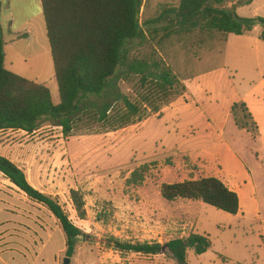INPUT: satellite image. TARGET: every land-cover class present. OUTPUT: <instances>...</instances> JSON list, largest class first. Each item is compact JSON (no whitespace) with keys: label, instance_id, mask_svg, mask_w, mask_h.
I'll use <instances>...</instances> for the list:
<instances>
[{"label":"rangeland","instance_id":"rangeland-1","mask_svg":"<svg viewBox=\"0 0 264 264\" xmlns=\"http://www.w3.org/2000/svg\"><path fill=\"white\" fill-rule=\"evenodd\" d=\"M179 2L145 0L140 24L146 39L128 45L131 59L159 57L173 70L182 88L176 89L168 101L161 102L155 97L151 98V102L147 101L148 90L142 87V76L124 70L115 87L102 98H90L85 103L84 112L75 119L68 138L61 128L49 125L33 135L24 131H0V155L18 165L36 189L58 198L70 220L86 235L77 246L71 264H85L90 261V256L92 262H100L98 257L109 252L112 238L122 242H158L162 245L187 238L191 234L189 227L185 223H175L178 222L176 219L182 220V214L186 212L206 222L207 225L200 230L206 232L204 236L212 242V247L203 255H197L193 248L189 249L187 264H256L260 257L262 240L257 233L252 234L249 224L241 218L226 215L201 203L189 206L181 199L168 202L161 194L163 184L184 182L186 174L181 166L185 161L195 166L189 154L183 151V143L190 140V134L196 131L192 123L196 107L191 104L183 111L168 108L186 94V79L223 62L222 41L207 39L204 43L200 31L187 33L182 30L178 33L177 26L168 18H160L164 11ZM229 4L230 0H227V6ZM256 9L246 8L238 15L249 17ZM146 22H152V25L146 26ZM150 29L160 31L155 41L148 37ZM38 47L33 45L32 49ZM7 48L9 52V45ZM48 58L52 63L48 69H39L30 62L22 77L46 84L53 102L59 104L60 93L52 55ZM125 98L139 109V113L121 124L119 115L129 112ZM105 105L111 106L109 120L101 121L98 116L90 115L103 110ZM172 159L174 165L171 166ZM146 164L151 165L146 181L139 187H127L126 181L131 173ZM72 189L81 190L84 194L86 220H80L74 210L70 199ZM0 193L12 203V209L29 211V242L37 239L32 223L38 222L37 217L39 220L44 217L46 232L51 235L53 232L50 229L55 230L54 245L47 244L46 255L60 247L62 251L56 262L63 264L67 258L64 249L66 237L61 228L58 232L59 223L52 214L31 201L1 173ZM174 223L177 225L170 234H159V227ZM179 225H183L182 228L178 229ZM146 227H157L153 230L157 233L143 232ZM119 256L121 259L114 264H179L167 249L160 256L120 251ZM109 261H112L111 258Z\"/></svg>","mask_w":264,"mask_h":264},{"label":"trees","instance_id":"trees-1","mask_svg":"<svg viewBox=\"0 0 264 264\" xmlns=\"http://www.w3.org/2000/svg\"><path fill=\"white\" fill-rule=\"evenodd\" d=\"M230 1L231 6H227V0H180L177 6L164 11L160 18H168L177 26L178 33L182 30L187 33L200 31L202 42L210 39L225 43L229 35L250 34L258 26L262 28L261 39L264 41V18H244L237 14V8L250 5L253 0ZM144 3L145 0H42L60 93L59 104L53 102L46 84L29 80L5 68V43L0 34V131H24L33 135L49 125L61 128L68 138L75 119L84 112L85 103L90 98H102L116 86L124 70L142 76V87L148 90L147 101L151 102L152 97L159 98L161 102L168 101L176 89L182 88L173 70L159 57L131 59L128 54L129 44L146 39L140 24ZM145 25H152V22ZM159 33L157 29H150L148 37L155 41ZM124 100L129 112L119 115L121 124L139 113L134 104L126 98ZM110 110L111 106L105 105L103 110L90 115L106 121L110 119ZM232 114L240 129L253 131L254 124L245 104L234 105ZM150 168L151 165L146 164L133 171L126 186H141ZM0 173L31 201L52 214L66 237V257L72 258L86 235L70 220L58 198L36 189L25 172L2 155ZM161 194L168 202L179 199L202 201L232 216L240 212L238 194L214 177L163 184ZM70 199L78 218L86 220L83 192L72 189ZM109 244L121 253L147 256H158L166 248L179 264H187L189 249L193 248L197 255H203L212 247L209 237L194 233L165 245L158 242H122L116 238L110 239Z\"/></svg>","mask_w":264,"mask_h":264},{"label":"crops","instance_id":"crops-1","mask_svg":"<svg viewBox=\"0 0 264 264\" xmlns=\"http://www.w3.org/2000/svg\"><path fill=\"white\" fill-rule=\"evenodd\" d=\"M254 7L257 9L252 16L242 17H264V0H253L250 5L237 8V14ZM261 33L262 28L258 26L250 34L229 35L223 44L222 64L186 79V94L168 108L183 111L187 106L195 105L197 112L192 123L196 131L183 143V151L189 154L195 166L184 162L181 166L186 174L183 181L214 177L238 194L240 212L235 217L249 224L252 234L257 233L262 240L256 264H264V41ZM0 34L5 43V68L8 71L22 76L30 62L39 69H48L52 64L48 58L51 48L42 0H0ZM33 45H38V49L33 50ZM238 104H245L254 124L253 131L237 126L232 108ZM1 194L0 264H58L60 247L46 255L47 244L54 245L55 230L50 229L51 235L47 233L44 217L42 220L37 217L38 222L32 223L37 239L29 242V211L12 209V203ZM183 201L189 206L204 204L202 201ZM182 215V220L176 219L178 222L175 223H185L189 233L206 235L200 230L207 225L205 221L195 219L188 212ZM177 224L159 227V234L173 231ZM57 228L61 232L60 227ZM154 229L157 227H146L142 231L156 234ZM90 258L85 264H114L121 259L119 251L113 247L99 255L100 262H92Z\"/></svg>","mask_w":264,"mask_h":264},{"label":"water","instance_id":"water-1","mask_svg":"<svg viewBox=\"0 0 264 264\" xmlns=\"http://www.w3.org/2000/svg\"><path fill=\"white\" fill-rule=\"evenodd\" d=\"M166 248H164V251H165ZM71 258H65L64 259V264H71Z\"/></svg>","mask_w":264,"mask_h":264}]
</instances>
